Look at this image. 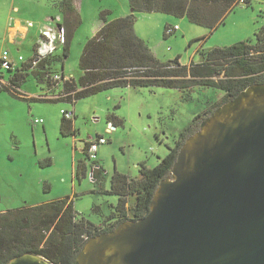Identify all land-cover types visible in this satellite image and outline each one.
Here are the masks:
<instances>
[{"label": "rangeland", "instance_id": "1", "mask_svg": "<svg viewBox=\"0 0 264 264\" xmlns=\"http://www.w3.org/2000/svg\"><path fill=\"white\" fill-rule=\"evenodd\" d=\"M60 1L0 0V58L8 51L19 67L23 64L20 56L25 62L30 61L41 29L56 26L57 22L51 19L61 18L64 22L56 6ZM76 6L81 23L74 32L68 54L65 55L64 46L58 49L62 60L54 67L66 78L78 81L82 74L81 55L102 26L101 14L110 12L108 19L112 21L131 15L132 10L130 0H76ZM136 19V34L146 41L157 58L168 62L180 57L183 65H190L202 61L201 50L231 47L248 40L255 43V35L264 29V0H252L251 5L241 3L213 33L187 18L166 14L137 13ZM29 24H32L30 28ZM168 25L179 26V30L165 37ZM19 27L28 28L25 36L17 32L12 37L11 29ZM5 74L9 82L12 74L8 71ZM61 92V85L38 84L32 75L16 93L24 97H17L10 89L0 92V212L70 197L80 216L104 225L118 202V197L105 193L111 189L114 172L134 179L140 176L143 165L150 169L158 166L194 117L214 107L225 95L216 89H196L191 99L186 100L174 89L144 87L117 88L75 104L30 100H53ZM232 104L216 108L215 115L228 118L227 110ZM65 110L75 112L72 121L76 136L61 135ZM111 114L123 120L124 125L109 132ZM36 120L43 122L35 124ZM99 136L107 140L97 157L102 178L93 181L88 167L86 177L79 180L77 164L84 161L91 165L83 149ZM128 206H134L133 198Z\"/></svg>", "mask_w": 264, "mask_h": 264}, {"label": "trees", "instance_id": "2", "mask_svg": "<svg viewBox=\"0 0 264 264\" xmlns=\"http://www.w3.org/2000/svg\"><path fill=\"white\" fill-rule=\"evenodd\" d=\"M242 0H130L131 15L110 21L106 11L101 14L102 26L84 47L80 58L82 72L78 81L70 79L61 83L52 80L55 64L62 60L52 55L37 66L31 62L10 71V89L17 95L21 85L32 75L38 84L62 86L61 96L49 100L31 98L33 102H66L75 104L78 100L117 88H165L174 89L184 99H191L196 89H216L224 92L221 102L199 113L189 127L181 133L174 148L161 158L153 169L142 166L140 176L131 177L114 172L111 189L107 195L118 197L112 213L104 225H96L75 210L70 197L58 199L37 206L22 207L0 213V264L24 256L33 255L47 259L52 264H76L77 257L90 239L114 232L129 221L138 222L150 212L155 192L162 180L172 171L179 151L186 140L197 133L203 121L214 114L216 108L233 101L241 92L255 85L264 84V29L258 32L256 42H240L231 47H217L201 50L200 63L183 65L181 58L162 62L152 52L145 40L135 31L137 13H159L176 18H187L190 23L206 28L213 33L225 24L229 15L235 12ZM252 0H245L251 5ZM63 14L67 30L65 55L75 30L80 25L76 0H61L56 4ZM165 37L167 35V28ZM2 90H0L1 92ZM49 92V90H48ZM108 123L120 127L124 121L111 114ZM60 132L63 137L76 136L73 121L64 117ZM86 148L83 154L87 158ZM88 166L80 161L76 177H86ZM102 168L94 171L92 179L102 178ZM133 198L134 206L129 208ZM1 202V196H0Z\"/></svg>", "mask_w": 264, "mask_h": 264}, {"label": "water", "instance_id": "3", "mask_svg": "<svg viewBox=\"0 0 264 264\" xmlns=\"http://www.w3.org/2000/svg\"><path fill=\"white\" fill-rule=\"evenodd\" d=\"M253 88L186 140L144 219L90 239L76 264H264V93L240 100Z\"/></svg>", "mask_w": 264, "mask_h": 264}, {"label": "built area", "instance_id": "4", "mask_svg": "<svg viewBox=\"0 0 264 264\" xmlns=\"http://www.w3.org/2000/svg\"><path fill=\"white\" fill-rule=\"evenodd\" d=\"M241 3H245V0H242ZM52 21H56L57 24L56 26H46L45 28L41 29V36L39 41L34 47V55L32 59L28 62H25L24 57L20 56L19 61L23 62V64L31 62L33 66H37L41 61L44 59L57 54L58 49L61 46L66 45L67 43V30L64 25V22L62 21L61 18L58 19H51ZM32 26V24L28 25ZM26 28V30L28 29ZM179 30V26H170L167 28V35H172L175 32ZM23 34L21 31H16V33ZM14 34V36H15ZM15 42V41H14ZM22 64V65H23ZM21 67L17 66L16 62L13 61L10 57V53L8 51H4L2 57L0 58V90H3L5 88H11L10 81H6V72L14 71L16 69H19ZM52 80L55 82H63V81H68L70 79L66 78L63 74H54L52 77ZM63 117L67 120L72 121L75 119V112L73 110H65L63 111ZM43 120L39 121L36 120L34 121L35 124L42 123ZM112 129H115L112 123H109V132L112 131ZM107 143V140L103 136H99L95 140L89 141L85 147L86 148V154L88 161L91 163L90 167V174L91 178L95 170L100 169V165L98 166L96 164L97 161V153L99 151V148L102 145H105ZM84 150V149H83ZM93 180V179H92ZM96 181V180H93Z\"/></svg>", "mask_w": 264, "mask_h": 264}, {"label": "bare ground", "instance_id": "5", "mask_svg": "<svg viewBox=\"0 0 264 264\" xmlns=\"http://www.w3.org/2000/svg\"><path fill=\"white\" fill-rule=\"evenodd\" d=\"M261 92L264 93V90H262L260 88L259 89H256V88L250 89L245 94H243V96L240 98V100L245 101V100H247V98L256 96V95L260 94Z\"/></svg>", "mask_w": 264, "mask_h": 264}, {"label": "crops", "instance_id": "6", "mask_svg": "<svg viewBox=\"0 0 264 264\" xmlns=\"http://www.w3.org/2000/svg\"><path fill=\"white\" fill-rule=\"evenodd\" d=\"M15 11H18V8H15ZM16 30H19V31H21V32H23V34H26V28H24V27H19V29H17V28H15V29H11V35H12V37L14 36V34H15V32H16ZM12 41L14 42L15 40L14 39H12ZM115 115V114H114ZM116 116V115H115ZM99 152V151H98ZM97 157H98V153H97ZM96 164L99 166V162H98V159H97V161H96ZM89 168H90V165L88 166ZM101 180V179H100ZM1 213V212H0Z\"/></svg>", "mask_w": 264, "mask_h": 264}, {"label": "flooded vegetation", "instance_id": "7", "mask_svg": "<svg viewBox=\"0 0 264 264\" xmlns=\"http://www.w3.org/2000/svg\"><path fill=\"white\" fill-rule=\"evenodd\" d=\"M91 166V165H90Z\"/></svg>", "mask_w": 264, "mask_h": 264}]
</instances>
